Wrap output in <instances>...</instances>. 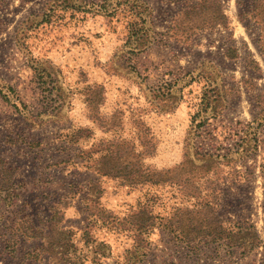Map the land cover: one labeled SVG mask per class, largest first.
Wrapping results in <instances>:
<instances>
[{"label":"rangeland","instance_id":"374dc122","mask_svg":"<svg viewBox=\"0 0 264 264\" xmlns=\"http://www.w3.org/2000/svg\"><path fill=\"white\" fill-rule=\"evenodd\" d=\"M218 3L0 0V264H264V0Z\"/></svg>","mask_w":264,"mask_h":264},{"label":"trees","instance_id":"16d2710c","mask_svg":"<svg viewBox=\"0 0 264 264\" xmlns=\"http://www.w3.org/2000/svg\"><path fill=\"white\" fill-rule=\"evenodd\" d=\"M215 1H217V4H218V6H219V0H215ZM205 2V1H204ZM221 12V10H220V6H219V13H217L218 14V17H221V18H216V20L215 21H213V24H210V25H207V26H204V28L205 29H212V28H214V27H216V26H219V27H224V19H222L224 16H223V14H222V12ZM215 22V23H214ZM209 23H211V22H208V23H206V24H209ZM205 64H207V65H210V68H212L213 69V67L211 66V64L210 63H206L205 62ZM198 126V125H197Z\"/></svg>","mask_w":264,"mask_h":264}]
</instances>
